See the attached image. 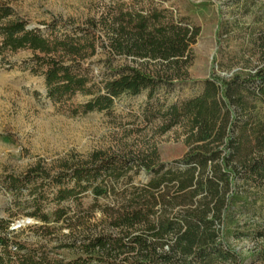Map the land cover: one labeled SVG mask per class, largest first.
I'll use <instances>...</instances> for the list:
<instances>
[{"label": "trees", "instance_id": "1", "mask_svg": "<svg viewBox=\"0 0 264 264\" xmlns=\"http://www.w3.org/2000/svg\"><path fill=\"white\" fill-rule=\"evenodd\" d=\"M10 16L9 9L0 7V55L30 51L31 72L44 78L52 102L90 96L86 103L69 107L72 116L109 111L123 95L147 92L151 100L159 88L182 77L180 67L191 60L199 35V28L184 18L156 8L119 6L98 22L52 32L48 38L27 30L23 21L8 20ZM229 26L218 27L219 48L230 40ZM245 30L244 40L259 52V65L228 79L206 80L200 96L169 108L171 118H189L193 138L201 145L172 167L136 164L153 178L131 190L135 204L113 224L119 234L93 233L85 227L87 210L63 204L80 202L88 191L101 196L104 178L116 180L134 160L95 154L90 166L70 167L54 176L38 170L9 175L4 178L7 191L19 194L32 187V210L26 216L39 224L30 228L37 238L31 243L0 220V264H243L228 239L262 237L255 224L264 219V27ZM99 48H126L166 71L131 68L94 83L88 61ZM218 61L214 58V64ZM37 183L48 188L39 189ZM47 201L55 204L50 214L45 213ZM158 207L163 211L156 216ZM63 230L68 234L61 235Z\"/></svg>", "mask_w": 264, "mask_h": 264}, {"label": "rangeland", "instance_id": "2", "mask_svg": "<svg viewBox=\"0 0 264 264\" xmlns=\"http://www.w3.org/2000/svg\"><path fill=\"white\" fill-rule=\"evenodd\" d=\"M119 6L167 10L199 28L192 58L180 67L182 77L173 79L171 86L159 88L151 100L147 92L123 95L109 111L72 116L69 107L86 103L90 96L76 94L68 103L52 102L46 96L44 78L31 72L30 51L0 55V134H4L0 137V220L10 223L9 230L21 240L37 241L30 228L39 222L26 216L32 210L29 196L33 189L29 186L13 194L4 185L6 176H23L33 170L54 176L70 167L90 166L95 154L134 160L121 177L104 178L101 196L88 191L80 202L63 204L72 210L80 204L87 210L85 227L93 233L119 234L121 229L113 224L122 210L135 204L130 201L131 190L153 178V173L136 164L148 165V169L172 167L201 145L193 138L189 118L175 120L169 108L200 96L206 80L228 79L236 71L259 65V52L244 38L247 27H264V0H0V7L11 12L8 20L23 21L27 30L39 31L46 38L52 32L59 34L98 22L107 14H115ZM227 22L228 30H232L230 40H223L219 48L218 27ZM216 57L218 64H214ZM88 62L94 83L131 68L152 74L166 71L160 63L126 48L118 52L99 48ZM36 186L48 188L39 183ZM260 192L264 193V186ZM54 207L47 201L45 213L50 214ZM156 210L159 216L163 208ZM27 219L32 221L24 224ZM255 226L262 237L228 239L243 264H264V219L258 218ZM64 234L68 230L61 232Z\"/></svg>", "mask_w": 264, "mask_h": 264}, {"label": "water", "instance_id": "3", "mask_svg": "<svg viewBox=\"0 0 264 264\" xmlns=\"http://www.w3.org/2000/svg\"><path fill=\"white\" fill-rule=\"evenodd\" d=\"M31 221H32L31 219H27V220H25L23 223H24V224H29ZM13 231H14V230H13Z\"/></svg>", "mask_w": 264, "mask_h": 264}]
</instances>
